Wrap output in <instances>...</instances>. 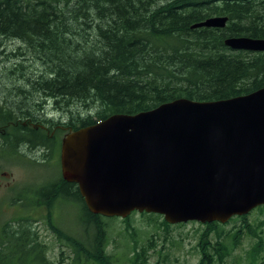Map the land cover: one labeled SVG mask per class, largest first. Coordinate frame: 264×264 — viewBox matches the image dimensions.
I'll return each instance as SVG.
<instances>
[{"label":"trees","instance_id":"trees-1","mask_svg":"<svg viewBox=\"0 0 264 264\" xmlns=\"http://www.w3.org/2000/svg\"><path fill=\"white\" fill-rule=\"evenodd\" d=\"M212 17H227L225 28H194ZM230 37L264 39V0H0V38L20 44L8 73L23 83L0 98V125L35 117L45 104L40 99H53L75 131L179 98L210 102L264 88V53L231 50L225 45ZM28 131L11 130L6 146L15 136L34 140ZM61 183L49 185L46 194L38 189L37 199L50 214L56 202L82 206L80 233L48 219L56 243L70 251L69 264L146 260L147 247L138 248L132 223L137 212L121 219L135 244L123 262L109 251L110 222L118 218L89 212L78 186ZM237 218L242 226L234 232L217 231L218 222L205 224L217 231L218 241L202 236L199 264H224L245 234L255 239L250 263H262L264 221L254 226L248 215ZM160 225L171 226L164 219ZM46 245L31 223L20 221L0 241V264H56Z\"/></svg>","mask_w":264,"mask_h":264},{"label":"water","instance_id":"water-1","mask_svg":"<svg viewBox=\"0 0 264 264\" xmlns=\"http://www.w3.org/2000/svg\"><path fill=\"white\" fill-rule=\"evenodd\" d=\"M227 22L212 17L194 28ZM225 45L264 53V39ZM61 170L89 212L106 218L138 212L177 225L246 216L264 206V88L210 102L179 98L79 128L63 139Z\"/></svg>","mask_w":264,"mask_h":264},{"label":"rangeland","instance_id":"rangeland-1","mask_svg":"<svg viewBox=\"0 0 264 264\" xmlns=\"http://www.w3.org/2000/svg\"><path fill=\"white\" fill-rule=\"evenodd\" d=\"M19 46L17 42L0 38V98L12 96L11 92L15 87L23 86L20 77L8 73L17 61L14 54L18 52ZM43 101L45 103L44 99H40V102ZM51 104L52 101L44 104L47 117L55 121L66 120L55 112L54 105ZM58 178V167L52 162V158L42 163L41 160H32L30 154L0 156V241L4 240L6 232L16 228L20 221H27L31 223L39 239L47 244L49 258L56 264H69L70 251L66 248L65 253L62 252L63 248L56 243V237L48 228V219L51 218L56 226L70 234L80 233L82 206L72 205L70 202H56L50 214L49 208L39 205L37 199L38 189L42 188V192L46 194L49 185ZM140 214L137 212L134 215L132 223L137 230V246L140 249L147 247V258L138 264H199L202 258L199 243L204 234L207 233L209 242L215 245L218 241L217 231L234 232L242 226V220L234 217L226 224H221L217 231L195 221L164 228L160 225L163 216L146 220ZM261 221H264V210L256 208L248 214L250 224L256 226ZM125 226L121 218H118L111 221L109 227V251L116 253L123 262L133 255L135 246ZM254 243L255 239L250 235H242L241 243L236 248H231V255L226 258L224 264H251L249 253ZM151 245L153 246L149 247ZM257 264H264V258L262 263Z\"/></svg>","mask_w":264,"mask_h":264},{"label":"flooded vegetation","instance_id":"flooded-vegetation-1","mask_svg":"<svg viewBox=\"0 0 264 264\" xmlns=\"http://www.w3.org/2000/svg\"><path fill=\"white\" fill-rule=\"evenodd\" d=\"M52 101L51 105H54V109L58 114L62 115L61 118L65 116L58 111V107L55 105V101L53 99H46L45 103ZM12 104V103H8ZM36 110L33 112L35 115L29 119H21L17 118L19 122H10L6 125H0V156L4 155H26L30 154L32 160L36 162L42 161L45 163L47 159L52 158V162L58 167V175L59 178L57 181L62 184L63 180L65 183H69L63 179L62 170H61V147L63 139L66 135L73 131L71 124L66 120L55 121L51 118H48L46 111V107L42 106L41 111ZM29 130L27 132V136L29 134H35L34 140L28 142L26 139L15 136L13 140V145H7V138L12 134L11 130ZM26 140V141H25ZM44 159V160H43ZM5 174V173H1ZM56 181V180H55ZM55 183V182H54ZM59 185V188L61 186ZM51 188H49L50 190ZM48 190V191H49ZM59 245L63 248L65 252L67 247H63L60 243Z\"/></svg>","mask_w":264,"mask_h":264}]
</instances>
